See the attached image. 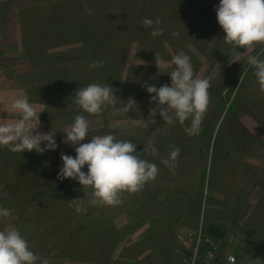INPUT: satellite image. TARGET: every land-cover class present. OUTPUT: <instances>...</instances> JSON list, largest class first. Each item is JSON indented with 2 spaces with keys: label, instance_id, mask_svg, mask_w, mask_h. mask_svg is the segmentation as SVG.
<instances>
[{
  "label": "rangeland",
  "instance_id": "obj_1",
  "mask_svg": "<svg viewBox=\"0 0 264 264\" xmlns=\"http://www.w3.org/2000/svg\"><path fill=\"white\" fill-rule=\"evenodd\" d=\"M218 5L219 0H0V81L11 75L21 83L7 82L0 89V119L19 118L10 110L12 102L7 97L19 90L37 111L43 110L37 131L55 133L58 145L56 151L42 155L24 151L21 168L11 161L19 153H0V206L11 210L9 218H0V230H19L30 250L41 258L37 264L43 259L49 264H86L71 260L90 252L87 245L93 243L92 235L109 227L105 221L100 225L94 216L110 218L114 229L126 230L135 223L124 227L126 220L137 217L135 211L131 213L134 204L141 206L137 211L144 217L136 223L137 227L143 224L140 231L153 233L170 226L175 231L178 226L191 225L189 236L178 235L187 245L192 246L200 234L220 240L215 257L224 263L231 255L233 264H264V93L259 91L252 68L239 83L247 57L258 55L262 46L237 51L226 45L216 20ZM146 18H158L161 23L145 27ZM155 27L162 28L163 34L151 36ZM84 51L87 53L82 54ZM155 54L169 62L175 55L189 56L194 78L210 82L212 92L201 124L202 130L209 128V137L201 129L194 136L187 135L184 127L191 119L183 125L169 124L152 112L155 103L142 85H170L166 72L174 68L170 63L157 67ZM99 61L104 62L103 67H90ZM92 83L109 84L121 101L131 98L135 105L126 114H113L111 105L98 115L83 113L73 104V93L67 92ZM1 99L6 110H2L5 103ZM121 106L118 102L117 107ZM77 114L88 120L89 137L81 143L108 132L118 140L132 141L143 152L142 159L158 166L155 180L147 182L137 195L123 193L118 205L91 206L85 195L80 206L86 211L76 212L71 201L84 199L81 186L72 187L73 180L60 181L57 175L61 154L75 156L74 149L61 140ZM170 145L180 149L174 169L161 163L168 159ZM153 146L158 156L151 154ZM6 165L10 168H2ZM145 198L150 201H143ZM188 206L193 209L189 211ZM147 219L159 223L145 224ZM211 226L212 231L221 230V237L205 234ZM109 237L104 242L111 244ZM94 244L97 250L89 249L97 255V242ZM77 246L82 250H76ZM101 246L103 255L114 248ZM198 256L201 263L215 259L206 260L203 248ZM111 259L118 264L117 250Z\"/></svg>",
  "mask_w": 264,
  "mask_h": 264
},
{
  "label": "clouds",
  "instance_id": "obj_2",
  "mask_svg": "<svg viewBox=\"0 0 264 264\" xmlns=\"http://www.w3.org/2000/svg\"><path fill=\"white\" fill-rule=\"evenodd\" d=\"M216 20L222 29L223 41L232 49L253 48L261 45L258 55H249L246 64L239 75V83L248 75L249 68L259 86V91L264 93V0H219V5L214 9ZM157 18L153 21L146 18L145 27L159 25ZM163 34V29L155 27L150 35L157 37ZM173 36L178 33L173 32ZM243 55V53H239ZM157 67H165L170 63L174 65L170 76V85L164 84L157 88L154 84H143L142 87L150 96V102L155 103L152 112L167 120L169 124L179 122L181 125L191 119L189 126L184 127V132L189 136L199 133L204 114L209 104L210 82L206 78H194L193 66L187 55H175L171 61H165L155 54ZM104 62H93L90 67H103ZM239 86V85H238ZM237 86V87H238ZM115 89L109 84H89L75 91L72 102L76 109L87 114H100L104 106L111 105L113 114L129 112L135 102L130 98L121 101L114 95ZM118 102L122 104L117 107ZM10 110L19 115L18 119H0V147H7L13 153L35 151L44 154L56 151L58 145L55 133L40 134L37 129L40 125L39 113L28 99L18 98L10 104ZM35 133V134H34ZM62 144L70 145L75 156L61 154L62 167L59 169L57 179L75 180L84 192V199L71 201L76 212L86 211L82 208L85 195L89 198L87 203L91 206H112L121 203L123 193H137L144 185L155 180L158 166L136 153L137 144L132 141L118 140L112 134L91 136L88 143H81L88 135V120L83 114H77L74 122L64 132ZM41 144L44 146L41 147ZM168 159L161 161L165 166L175 168L180 149L174 145L169 146ZM151 154L158 156V149L153 146ZM87 166V172L82 169ZM7 196V193H4ZM11 210L0 206V218H9ZM41 258L29 248V244L14 227L0 230V264H37ZM41 264H49L43 259Z\"/></svg>",
  "mask_w": 264,
  "mask_h": 264
},
{
  "label": "crops",
  "instance_id": "obj_3",
  "mask_svg": "<svg viewBox=\"0 0 264 264\" xmlns=\"http://www.w3.org/2000/svg\"><path fill=\"white\" fill-rule=\"evenodd\" d=\"M21 93L22 92L19 90L14 91L12 94L8 93L7 97L9 98V102L14 101L15 97L22 98ZM1 102L5 103L3 100ZM2 106V110H6L8 108L6 103ZM143 121L150 124L149 120ZM154 125L157 124L154 123ZM126 221L127 222L125 223L124 227H126L128 224H132V221ZM145 224H151V222L147 221V223ZM142 225L134 228V230L130 232L125 233L124 236H122L114 246L113 250L110 251L107 255H101L98 252V254L100 255L99 256L98 254L95 255V253H91L90 251L84 255H81V258H78L75 262L71 260L72 263L86 261V264H116L115 261H112L111 257L117 250L118 256L120 257V259H118L117 261L118 264H181L182 254L185 249L188 248V246L184 242L181 243L177 241L176 236H189L190 232L188 231V229L191 227V225H188L186 227L178 226L175 231H170V234L155 233V235L150 232L140 231V229H142L143 227ZM124 227H121L120 229ZM198 264L230 263L226 261L224 263L221 261V258L215 257L214 261L212 262L203 261L201 263L199 259Z\"/></svg>",
  "mask_w": 264,
  "mask_h": 264
},
{
  "label": "trees",
  "instance_id": "obj_4",
  "mask_svg": "<svg viewBox=\"0 0 264 264\" xmlns=\"http://www.w3.org/2000/svg\"><path fill=\"white\" fill-rule=\"evenodd\" d=\"M93 15V14H92ZM106 17L108 18V20L107 21H109V16L108 15H106ZM96 30V29H95ZM88 33L90 34V29H89V31H88ZM1 34H2V36H3V31H1ZM78 34H83V31H79L78 32ZM92 35H93V32H92ZM1 36V35H0ZM83 39V38H82ZM91 40V39H90ZM94 44H97V45H100L99 43H101V42H94V39L93 40H91ZM88 42V41H87ZM87 42L85 43V45H87ZM27 45V44H26ZM25 44H23V48L25 49V50H27L28 51V45L26 46ZM85 53H87V51H84L82 54H85ZM72 83H75L76 81H73V80H70ZM8 82V84L10 83V84H19L20 82H18V80L17 79H15V77L14 76H11V75H7V78H4L3 80H1L0 81V89H2V88H4V86H5V84ZM21 84V83H20ZM19 84V85H20ZM73 86V85H72ZM211 89H212V87H210L209 88V90L208 91H210L209 92V94L212 92L211 91ZM68 90V89H67ZM72 90H73V87H72ZM71 90V88L68 90V92L67 93H70L71 92V94L72 93H74L73 91ZM67 93H65V95H67ZM41 95V94H40ZM201 128V130H202V127L203 126H200ZM208 131H209V128L208 127H205V128H203V130H202V132H203V134H205V136L206 137H209L210 136V134L208 133ZM108 134H109V132H108ZM104 135H106V133L104 134ZM141 144V143H140ZM1 151H2V153H7V152H9L10 150L7 148V147H0V153H1ZM136 153H138V154H141V155H143V152H141L140 150H138V147H136ZM20 156L19 157H15V158H13L11 161L12 162H14V164L15 165H17L19 168H21V157H23L24 156V152H22V153H20L19 154ZM1 158H3V159H8V157L7 156H2L1 155ZM16 163H18V164H16ZM3 165V164H2ZM2 168H5V169H9L10 167L9 166H3ZM82 171H84L85 173L87 172V166H85L84 168H83V170ZM72 187L73 186H75V185H79L75 180H73V182H72ZM136 195H137V193H135ZM146 194H147V196H150L151 194L147 191L146 192ZM154 196L155 195H158V194H153ZM137 197V196H136ZM132 198H133V196H132ZM141 200V199H140ZM150 201L149 199H144L143 201ZM135 206H137V207H135ZM131 207H133L134 209H131V213H132V211H135V215L137 216V217H135L134 219H132L131 221H133V220H135V223H134V226L131 228V225L128 227H126V230L125 229H123V230H116V229H114L113 228V226H112V224H111V219L110 218H108L107 220H101V217H102V215H96V216H94V217H97V221L99 222V224L101 225L102 224V222L103 221H105V222H107L108 223V225H109V227L107 228V229H105V230H102V231H100L99 233H95V235H92L93 236V238L91 239V240H93V243L91 244V245H87V249L88 250H91V251H93V250H97V248H96V245L94 244V242H97V246H98V252L101 254V255H103L102 254V244H103V247H105L106 249H109V245H112V247H114L116 244H117V242L119 241V239L122 237V236H124V234L126 233L125 231H127V232H130V231H132V230H134V228H136L137 226H136V223H137V221L138 220H140V219H143L144 217L143 216H140L139 214H141V212L140 213H138V211H137V208L138 209H141V206L139 205V204H137V205H135L134 204V206H131ZM188 208H189V206H188ZM190 210L189 211H191L192 209H193V207H191L190 206V208H189ZM197 209V208H196ZM196 209H195V211L193 212V215L195 216V223H196V218H197V215H198V213H196ZM133 214V215H134ZM173 215H175L176 216V214H173ZM177 216H180L179 214H177ZM185 216V215H184ZM182 217V216H181ZM148 220V222L150 221L149 219H147ZM89 221H91V219L89 220ZM154 222H155V224H157V223H159L158 221H157V219H154L153 220ZM153 221H150L152 224H154V222ZM133 223V222H132ZM90 223L89 222H87L86 223V228L90 231L91 230V226L89 225ZM141 226V225H140ZM8 228V227H7ZM157 228V227H156ZM168 228H170V230L172 231L173 230V226H170V227H168ZM167 228V229H168ZM214 228V226H211V228H209V229H207V230H205V234L207 235V236H209V237H211V238H219V237H221V230L219 231V230H216V231H212V229ZM167 229H165V228H157V230L156 231H154L153 232V235H155V233H165V234H167L166 233V230ZM169 230V231H170ZM147 232V231H146ZM170 234V233H169ZM109 235L111 236V244L110 243H107L110 239V237H109ZM112 235H114V236H112ZM88 237L90 238V235H88ZM105 240H107V242L105 243L104 241ZM74 246L73 245H71V258H73V254H74V251L72 250V248H73ZM90 247H92L93 248V250L92 249H89ZM79 249V251L80 250H82V247H79V246H77L76 247V250H78ZM106 251V250H105ZM76 252L77 251H75V254H76ZM99 255V254H98ZM100 256V255H99Z\"/></svg>",
  "mask_w": 264,
  "mask_h": 264
},
{
  "label": "built area",
  "instance_id": "obj_5",
  "mask_svg": "<svg viewBox=\"0 0 264 264\" xmlns=\"http://www.w3.org/2000/svg\"><path fill=\"white\" fill-rule=\"evenodd\" d=\"M176 238L187 245L186 240L181 236H176ZM193 245H187L188 248L182 254L181 264H198L199 251L203 248L205 259L212 260L215 254L218 252L220 247V240H212L208 237H203L200 234L193 240ZM226 262L233 264L235 262L234 256L228 255L226 257Z\"/></svg>",
  "mask_w": 264,
  "mask_h": 264
}]
</instances>
